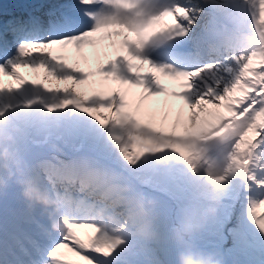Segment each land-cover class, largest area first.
I'll return each mask as SVG.
<instances>
[{
    "label": "snow or ice",
    "instance_id": "obj_1",
    "mask_svg": "<svg viewBox=\"0 0 264 264\" xmlns=\"http://www.w3.org/2000/svg\"><path fill=\"white\" fill-rule=\"evenodd\" d=\"M42 7L0 4V143L63 230L39 206L26 226L0 218V264H176L167 226L184 211L197 247L264 264V0H69L47 23ZM137 194L154 218L132 211Z\"/></svg>",
    "mask_w": 264,
    "mask_h": 264
},
{
    "label": "clouds",
    "instance_id": "obj_2",
    "mask_svg": "<svg viewBox=\"0 0 264 264\" xmlns=\"http://www.w3.org/2000/svg\"><path fill=\"white\" fill-rule=\"evenodd\" d=\"M8 182L18 187L29 210L39 206L48 219L49 227L57 231L63 230L59 201L40 183L38 174L30 170L27 162L11 143H0V188H4ZM131 209L142 218H154L157 214L153 202L138 194L131 197ZM214 211L213 204L209 203L202 209V215L209 216ZM106 226L101 221V227ZM196 230L195 215L190 211L182 212L179 218L168 224V238L177 249L176 264H224L222 257L213 251L201 249L192 242L191 237ZM155 234L154 227L146 222L141 223L136 230V235L145 240ZM114 235L126 236L127 232Z\"/></svg>",
    "mask_w": 264,
    "mask_h": 264
},
{
    "label": "bare ground",
    "instance_id": "obj_3",
    "mask_svg": "<svg viewBox=\"0 0 264 264\" xmlns=\"http://www.w3.org/2000/svg\"><path fill=\"white\" fill-rule=\"evenodd\" d=\"M37 148H34V150H36ZM149 256V255H148Z\"/></svg>",
    "mask_w": 264,
    "mask_h": 264
}]
</instances>
